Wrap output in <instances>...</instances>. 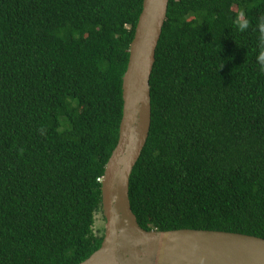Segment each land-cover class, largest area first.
<instances>
[{
  "label": "trees",
  "instance_id": "obj_1",
  "mask_svg": "<svg viewBox=\"0 0 264 264\" xmlns=\"http://www.w3.org/2000/svg\"><path fill=\"white\" fill-rule=\"evenodd\" d=\"M141 9L0 0V264H78L100 246L99 178ZM262 23L264 0L168 1L150 127L129 177L143 229L264 238Z\"/></svg>",
  "mask_w": 264,
  "mask_h": 264
},
{
  "label": "water",
  "instance_id": "obj_2",
  "mask_svg": "<svg viewBox=\"0 0 264 264\" xmlns=\"http://www.w3.org/2000/svg\"><path fill=\"white\" fill-rule=\"evenodd\" d=\"M169 0H142L126 69L118 138L100 181V246L78 264H264V238L223 230H145L131 210V171L151 120L149 78Z\"/></svg>",
  "mask_w": 264,
  "mask_h": 264
},
{
  "label": "clouds",
  "instance_id": "obj_3",
  "mask_svg": "<svg viewBox=\"0 0 264 264\" xmlns=\"http://www.w3.org/2000/svg\"><path fill=\"white\" fill-rule=\"evenodd\" d=\"M236 23H237L238 28L241 31L247 29V27L249 26V22L243 18L242 14L237 18ZM260 32L262 34V38H264V23L260 25ZM258 60L261 63L262 67H264V50L260 52L258 56Z\"/></svg>",
  "mask_w": 264,
  "mask_h": 264
},
{
  "label": "rangeland",
  "instance_id": "obj_4",
  "mask_svg": "<svg viewBox=\"0 0 264 264\" xmlns=\"http://www.w3.org/2000/svg\"><path fill=\"white\" fill-rule=\"evenodd\" d=\"M103 226H104V219L102 218V213L99 212L96 215L94 227L95 228H100V227H103Z\"/></svg>",
  "mask_w": 264,
  "mask_h": 264
},
{
  "label": "built area",
  "instance_id": "obj_5",
  "mask_svg": "<svg viewBox=\"0 0 264 264\" xmlns=\"http://www.w3.org/2000/svg\"><path fill=\"white\" fill-rule=\"evenodd\" d=\"M101 179H102V177H101V178H99V181H101Z\"/></svg>",
  "mask_w": 264,
  "mask_h": 264
}]
</instances>
